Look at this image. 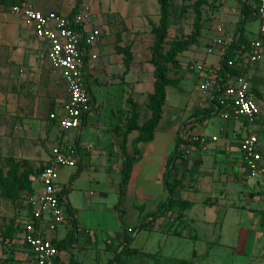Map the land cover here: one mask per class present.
<instances>
[{
    "label": "crops",
    "instance_id": "obj_1",
    "mask_svg": "<svg viewBox=\"0 0 264 264\" xmlns=\"http://www.w3.org/2000/svg\"><path fill=\"white\" fill-rule=\"evenodd\" d=\"M90 1L35 0L36 8L42 12L56 11L66 15L73 14L83 6H90L91 25L101 32L100 41L91 49L98 57L90 58L88 64L87 81L92 105L82 126L70 130H63L50 117L53 112H62L69 93L60 71L48 56L45 41L35 34L23 16L11 11L10 1L6 9H0V156L26 158L34 165H45L51 158L52 147L59 143L75 151L77 165L82 167L84 162L95 165L93 155L99 154L101 164L109 166V174H112L110 172L113 166L122 174L124 162L138 156L128 183L122 187L120 185L121 202H117V208L116 204L110 209V214L106 210H98V207L85 208L81 213L69 199L70 184H58L65 195L68 217L56 230H50L47 234L61 241L77 225L80 235L73 247L60 250L52 264H103V257L99 252L104 245L107 247V244L112 243V238L115 240L116 235L123 230V224L133 236L130 248L144 253L133 264H157V260L161 264H213L212 247L221 244L225 224L223 221L219 229L215 228L218 224L217 217L209 210L220 205L221 200L205 191L217 189L220 183L244 180L247 182L245 196L248 203L241 206L244 208V215L235 217L232 222L233 230L242 239L229 238L224 245L227 246V252L217 258L221 264H264V189L259 178H250L247 175L240 152V143L250 132H256L260 141L264 140V57L247 70L252 86L257 87L263 94L262 98L257 97L261 114L256 125H250L243 120L231 116L226 118L223 113H218L217 102H221L222 97L218 85L225 79L222 75L223 63L220 54L208 49L212 40L222 32L230 35L234 41L240 25L242 30L237 38L241 35L249 41L259 38L262 20L256 7L260 0L221 2L222 9L210 39L192 52L187 61L181 62L183 71H191L186 79L192 78L195 84L190 98L193 107L188 117L185 116L186 111L183 108L172 106L171 110L166 109L167 93L163 117L154 130V139L138 144L135 140L140 135L139 130L134 129L128 134L125 131L131 108H137V123L140 126L152 116L148 103L149 95L155 90L156 77L148 30L151 31L152 24L160 23L161 5L157 0L159 6L154 3V9H146L140 6L144 0H110L107 8L104 0ZM256 20L260 24L256 29L257 36H250L249 33L254 32ZM195 63H204L215 68L214 86L208 93L199 90L201 74L190 69V65ZM174 78L178 83L168 85L166 90L169 86L182 88L180 83L185 80L183 73L180 72ZM114 86L118 87L117 93L110 92L111 89L105 91ZM94 87L99 91V99ZM113 103L118 104L117 112L112 108ZM91 114L103 122L95 124L91 121L95 129L85 130L90 124ZM216 117L222 119L220 132L206 134L203 127L213 122ZM185 121L189 122L188 128L192 127V134H203L209 137V142L206 149L200 146L199 149L192 150V158L176 161L169 178L171 184L176 185L171 197L166 186L168 161L175 150L179 130L185 126ZM73 130L76 133L71 138L69 134ZM240 134L242 139L236 143ZM86 135L88 141L85 139ZM213 136H218V139L213 141ZM95 141L99 143L98 149ZM137 148L140 150L139 155L136 154ZM261 148L264 150V144ZM36 182L39 193L42 185ZM152 182L161 183L159 191L153 193L148 189ZM234 191L226 184L220 193L227 199ZM100 195L105 196L106 193ZM127 199L132 200L133 209L130 213L126 207ZM163 203L171 206L164 214L152 216ZM231 204L228 210L237 211V205ZM248 212L253 216H249ZM128 213L133 217L131 225L126 222ZM114 218L118 221H114ZM142 223L145 224L144 228L135 231ZM22 231L16 242L21 243V249L26 252L28 264H33L32 253L22 241ZM97 231L101 233L98 234ZM211 234L212 237L208 238ZM174 236L190 243L188 257L183 249L171 253L165 252L163 247H152L158 240L163 245L161 241L164 239L167 245L169 238Z\"/></svg>",
    "mask_w": 264,
    "mask_h": 264
},
{
    "label": "built area",
    "instance_id": "obj_2",
    "mask_svg": "<svg viewBox=\"0 0 264 264\" xmlns=\"http://www.w3.org/2000/svg\"><path fill=\"white\" fill-rule=\"evenodd\" d=\"M11 11L23 16L35 34L45 41L48 56L55 67L60 71L67 84L69 97L63 104L62 112H53L50 117L59 123L63 130L79 128L83 124L84 113L92 105L91 94L88 87L87 74L90 58L98 55L92 52L101 38V32L92 26V10L90 6H83L71 15L60 12H42L35 6V0H12ZM257 14L262 20L261 36L250 43L248 51L243 55L237 68L253 67L257 65L264 53V0H260ZM233 39L222 32L215 37L210 52L220 54L223 59ZM230 64H233L230 61ZM191 70L201 74L199 90L208 93L214 86L215 68L204 63L190 65ZM247 75H230L224 83L221 104L225 110L223 117H234L256 125L261 114L256 93ZM192 141L199 142L203 149L207 148L209 137L203 134L184 132ZM213 141L218 136L211 138ZM260 138L256 132H250L240 143L242 162L250 178H259L264 189V161L260 153ZM192 150L188 149L185 157H190ZM75 151L55 144L52 154L45 164L39 177L33 179L42 185L41 191L30 198L33 203L32 214L23 225L22 241L32 253L33 264H52L60 254L55 239L48 236V231L56 230L68 217L65 207V195L57 182L58 171L64 166H77L78 160ZM20 233V232H19Z\"/></svg>",
    "mask_w": 264,
    "mask_h": 264
},
{
    "label": "rangeland",
    "instance_id": "obj_3",
    "mask_svg": "<svg viewBox=\"0 0 264 264\" xmlns=\"http://www.w3.org/2000/svg\"><path fill=\"white\" fill-rule=\"evenodd\" d=\"M90 1V0H89ZM96 1V0H92ZM113 1V0H111ZM91 2V1H90ZM223 0H208L205 4L201 5L199 0H167L168 3V30L167 34L164 37L162 50L163 53H173L176 52L177 59L179 62L178 66L168 64L170 68L169 76L174 78L175 75L183 73L182 83L180 86L182 88H176L174 86H169L168 93V102H167V110H171L172 106L183 108L186 111V117L190 113V109L192 106L191 94L194 89V80L192 78L186 79L188 74L191 71H183L182 69V61H187L192 52L204 44L208 42L211 37V32L214 29V24L217 22L218 14L220 9H222ZM8 0H0V9H6L8 7ZM149 5H147V4ZM158 5L157 0H144V5L140 4L143 8H153L152 5ZM104 4H110V0H104ZM157 6V7H158ZM155 6V8H157ZM113 8V6H112ZM201 9V16L198 15L199 10ZM150 10V9H148ZM152 24V23H151ZM159 24H152L151 31L149 34V38L151 41L152 47L154 46L157 38L160 36V31L158 30ZM259 21H255L254 23V32L249 33L250 36H257V28L259 26ZM151 25H149L150 27ZM264 57V56H263ZM262 57V59H263ZM117 86L108 87L105 89H111L110 92L117 93ZM96 95L99 99V91L97 87H94ZM112 108L117 112L119 110L118 104L113 103ZM111 108V109H112ZM91 121H94L95 124L100 122L102 124V120L98 119V117H93L92 114L89 117V125L85 127V130H94L95 127L92 126ZM222 123V119L220 117H216L213 122H210L209 125L203 127L206 130V134H211L214 132H220V124ZM75 130H73L69 136L71 138L75 137ZM88 135L85 136L86 141ZM242 139V135L237 136L236 143H239ZM96 148L98 149V141H95ZM264 144V140L260 141V153L262 155V160L264 161V150L261 146ZM192 155V154H191ZM17 158V157H16ZM192 158V156H190ZM93 159L96 162L95 165H91L88 162H84L83 167L79 164L77 166H64L59 169L57 182L59 185L64 186V184H70L69 189V199L73 206L80 210L81 213L85 210V208L93 209L97 208L99 210H106L108 213L110 209H113L117 202L119 201V189H120V180L122 179V174L120 171L113 166L112 174L108 173L109 166L101 164V157L99 154L93 155ZM40 167L41 165H36ZM121 168V167H120ZM11 166L9 162L6 160V157L0 156V170L3 171L5 175L9 174ZM34 175H30L27 178H20V180L15 184L13 191L11 193V199L6 198V196L0 190V264H28V259L25 256L26 252H24L21 243L16 242L15 234L13 233V237L9 236V233L12 228L16 226L17 223L20 225L24 224V220H26L33 211V203H31L30 198L33 195L38 194L37 192V182L33 179ZM246 181H239L234 183H220L217 186V189H210L206 194H213L215 196L220 197L221 204L214 206L212 210H209L211 214L217 217L218 224L215 225L220 228L221 222L224 221L225 229H224V238L221 241V244H215L212 248V259L213 264H221L217 258V256H221L222 253L227 252L226 247L227 240L229 238H241L238 235V232L233 230V221L235 217H240V215H244V205L248 203L246 198ZM228 185L233 189V193L229 195V197L223 198L221 196L220 190L224 188V185ZM161 183L157 184V182H152L148 185V189L155 193L160 190ZM33 187L35 190V194L31 191L30 187ZM204 192V191H203ZM90 193V195H89ZM101 193H106L105 196H101ZM205 194V193H204ZM132 200L127 199L126 207L128 208V212H132ZM234 203L237 205V211L230 212L229 206ZM242 206V207H241ZM210 209V207H208ZM251 212V211H249ZM248 212V215L251 213ZM128 213L126 216V222L128 224H132L133 217ZM110 214V213H109ZM113 215V213H112ZM249 215V216H250ZM117 219V218H116ZM114 221H118L115 220ZM217 223V222H216ZM215 224V223H213ZM15 231V229H14ZM97 233H101L98 232ZM213 234V233H212ZM212 234L209 235L208 238L212 237ZM242 239V238H241ZM112 240H114L112 238ZM163 245H160V241L152 243V247L156 246V249H160L163 247L165 252L170 251L171 253H175V251L183 249L184 253L187 254L185 256H189L188 253L191 249L190 243L185 239H180L178 237H170L169 241L166 245V240L161 241ZM73 247V246H72ZM150 247V248H152ZM229 254V253H228ZM64 255V254H63ZM99 255L103 257V264H108V261L114 259L116 256V252L109 250L106 248V245L103 246L102 251L99 252ZM141 255L136 254L134 251H131L128 247L125 250V256L122 264H133L134 260H137ZM202 261V260H201ZM96 263V260H93ZM157 264H161L159 260L156 261ZM70 264H73L72 262ZM76 264H78L76 262ZM116 264V263H114Z\"/></svg>",
    "mask_w": 264,
    "mask_h": 264
},
{
    "label": "trees",
    "instance_id": "obj_4",
    "mask_svg": "<svg viewBox=\"0 0 264 264\" xmlns=\"http://www.w3.org/2000/svg\"><path fill=\"white\" fill-rule=\"evenodd\" d=\"M12 3V0H8ZM161 5V19H160V25L158 27V30L160 31V36L157 38L154 46L152 47V63L155 67V90L154 93H151L149 95V103L148 107L152 112V116L150 119L145 122L142 126L138 125L137 118L139 116L137 112V108H131L129 112V118L128 123L126 125V134H128L130 131L134 129H138L140 132V135L138 138H136L135 142L138 144L139 142H148L154 139V133L159 125L163 113H164V105L166 103L167 99V91L166 88L168 85H176L178 83L176 78H171L169 76L170 68L168 67V64H173L175 66L179 65L176 52L173 53H163L162 50V44L165 35L167 34V28L169 25L168 21V15H169V8L167 0H158ZM208 0H199L200 4L203 5ZM200 9V8H199ZM199 16H201V9L198 13ZM242 27L238 28V31L236 32V38L233 41L231 47H229L226 55L222 59L223 67H222V75L225 77V79L221 82V85H218L219 94L222 93L223 89H221L224 85V83L227 81L230 75H237V74H244L247 72L248 68L241 66L240 68H237V65L240 61H243V55L248 51V47H250L251 41H249L248 38L244 37L243 35L240 36V38H237V35L241 32ZM230 61L233 62V64H230ZM254 92L256 93V96L259 98L263 97V94L259 92L258 88L255 86H252ZM218 104V113H222L225 108L221 104L220 100L217 102ZM87 112L84 113V117ZM199 114V113H198ZM205 119V117L203 118ZM246 122V121H245ZM184 127L179 130L177 139H176V147L173 152V154L170 156V159L168 161V167H167V180H166V186L170 192V196L172 197L174 190H175V184H171L170 182V175L173 172V169L175 167V163L178 159L185 160L189 157H185V154L188 149L194 150L199 149L200 144L199 142L192 141L191 138L186 136L185 129L187 131H190L192 127L188 128L189 122H184ZM140 150L139 148L136 149V154L139 155ZM138 156H134L131 158H128L123 166H122V182L121 187L128 183L130 174L132 172V168L134 163L137 161ZM6 160L9 162L11 169L9 174L5 175L3 171L0 170V190L2 193L6 196V198L11 199V193L13 191V188L15 184L20 180V178H27L30 175H35L37 177L40 176L43 168L45 165H41L40 167H37L36 165L32 164L31 160L26 158L18 159L14 156H7ZM31 191L34 193L35 190L31 186ZM123 193V189L121 191ZM35 194V193H34ZM121 201L118 202V204ZM118 204L116 205V208L118 207ZM171 205L167 203H163L158 211L156 213L151 214L152 216H160L164 214V211H167ZM145 224L142 223L141 225L137 226L135 228V231L138 228H144ZM123 230H121L115 237V240H112V243L107 244V249L115 251L116 256L114 259L110 260L108 264H122L125 262L124 256H125V250L129 247L133 240V236L128 232V230L125 228L124 224L122 225ZM15 229V231H14ZM21 230V225L19 223L16 224L14 228L11 229L9 236L13 237V233L15 234V237H18V234ZM80 235V230L74 226V229L68 233V235L61 241L55 240V244L60 250L67 249L70 246H73L75 242L78 241ZM27 246V245H26ZM131 251H134L130 248ZM136 254L143 256V251H134Z\"/></svg>",
    "mask_w": 264,
    "mask_h": 264
}]
</instances>
